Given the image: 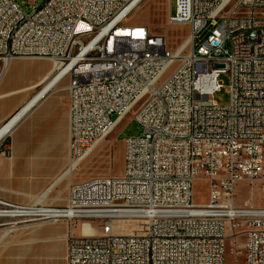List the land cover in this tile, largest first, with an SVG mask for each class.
Here are the masks:
<instances>
[{"label":"built area","instance_id":"2783aa9c","mask_svg":"<svg viewBox=\"0 0 264 264\" xmlns=\"http://www.w3.org/2000/svg\"><path fill=\"white\" fill-rule=\"evenodd\" d=\"M142 1L0 0L3 65L46 60L48 81L68 79L69 165L113 132L125 106H139L142 129L126 140L122 177L71 181L64 207L0 199V227L65 221L66 264H225L228 241L244 264H264V206L235 203L239 184L264 186V0H175L167 21L189 27L193 63L168 77L178 54L127 23ZM209 16L223 29L202 41ZM223 74L227 106L214 101ZM154 76L164 90L150 88ZM197 180L208 184L204 204L194 203ZM93 221L98 235H73Z\"/></svg>","mask_w":264,"mask_h":264},{"label":"rangeland","instance_id":"374dc122","mask_svg":"<svg viewBox=\"0 0 264 264\" xmlns=\"http://www.w3.org/2000/svg\"><path fill=\"white\" fill-rule=\"evenodd\" d=\"M175 8V0H145L127 20L128 24L145 26L152 34L158 35L165 40L166 49L175 53L190 35V29L187 25H169L168 16L170 10L173 12ZM211 29H206L201 35L202 41L210 34ZM188 50V49H186ZM19 60V59H18ZM32 61L41 62L35 66L48 67L50 62L46 60L30 59ZM30 64V63H28ZM177 61L167 74L168 77L177 67ZM3 63L0 61V72ZM31 67V66H28ZM217 69H224V66H217ZM9 72L5 75L7 76ZM222 84L221 91L218 92L214 101L220 106H227L230 102L229 94V76L223 74L220 77ZM68 84V79L63 81V85ZM133 114L122 119L112 134L105 140L99 142L94 148H91L81 165L72 173L71 178L66 177L57 184L46 196V200L42 205L55 206L67 196L69 184L72 182H82L92 178H120L125 171V143L127 138L140 135L142 129L138 122L134 120ZM65 171V170H64ZM63 171V172H64ZM25 170H22L24 173ZM62 172V173H63ZM61 173V174H62ZM60 174V175H61ZM58 178V177H57ZM56 178V179H57ZM55 179V180H56ZM22 180L26 178L23 176ZM52 185V184H51ZM50 185V186H51ZM49 185H3L0 186V198L15 204H33L39 198ZM208 199V184L202 180H197L194 186V203L204 204ZM252 199L257 207L264 206V186L255 185L253 188L247 183H241L235 191V203L243 205L246 201ZM53 225L57 227V233L67 234L68 225L61 220L49 224H27L16 227H0V240L3 245L0 246V253L3 254L2 262L5 264H23L25 262V254L29 252V260L33 264H66L65 254L59 251L55 245L53 253L47 251L45 235L38 228L43 225ZM82 226V227H81ZM81 227V228H80ZM100 223L93 221L89 224L77 223L73 228V235L79 236H96L99 234ZM7 231V232H6ZM67 237V236H66ZM0 241V243H1ZM231 241L226 244L225 264H244V254L242 249L236 250ZM10 252H14L11 256ZM24 257V261L21 259Z\"/></svg>","mask_w":264,"mask_h":264},{"label":"crops","instance_id":"0c3cea01","mask_svg":"<svg viewBox=\"0 0 264 264\" xmlns=\"http://www.w3.org/2000/svg\"><path fill=\"white\" fill-rule=\"evenodd\" d=\"M40 63L32 60H12L1 67L0 130L12 118L21 116L6 135L11 155L9 157L0 155V186L52 184L37 198L36 201L42 204L45 201H52L46 200L47 194L62 180L71 176L63 178L69 168L68 84L63 85L62 81L54 83L52 87L49 86L50 80L47 79L51 75L52 66H35ZM8 72L9 74L5 76ZM28 106L30 107L25 113L24 109ZM22 170L25 172L22 173ZM23 176L26 178L25 181L22 180ZM66 197L60 201H53L60 204L50 207H64ZM38 228L45 235L48 252L53 253L57 248L66 255L67 234L60 235L56 232L58 228L51 224ZM28 253L25 254L23 264H33ZM3 254L0 253V264L6 263L1 260ZM10 255L13 256L14 252H10ZM21 259L24 261V257Z\"/></svg>","mask_w":264,"mask_h":264},{"label":"bare ground","instance_id":"6f19581e","mask_svg":"<svg viewBox=\"0 0 264 264\" xmlns=\"http://www.w3.org/2000/svg\"><path fill=\"white\" fill-rule=\"evenodd\" d=\"M143 0L141 4L144 2ZM246 0H228V3L232 7H243L245 4ZM140 4V5H141ZM139 5V6H140ZM138 6V7H139ZM259 21L261 23H264V9L259 12ZM207 25H209V28L211 29V32H220L221 29H223V19H221L218 16H209L207 17ZM188 49V50H186ZM174 54H178V61L180 64H192L193 63V56H192V48H191V37L189 35L188 39L184 42V44L175 51ZM7 63V62H6ZM5 63V64H6ZM5 66V65H4ZM2 72H0L1 74ZM2 78V77H1ZM1 80V79H0ZM60 76L58 77H52L49 81V86L52 87L54 86L57 82H59ZM55 83V84H54ZM150 88L152 90H164L165 88V81H164V76H154L153 79L150 81ZM32 106V104H30ZM28 106L25 110H28L30 107ZM137 109V112L133 115L134 120L138 122L140 119V112H139V106H125L124 112H123V119L130 115L133 114V111ZM23 111V110H22ZM21 113V111L19 112ZM18 113V114H19ZM24 113V114H25ZM21 115L17 116L15 119L12 118L1 130H0V141L6 137L8 131L13 127V125L18 121ZM112 134V133H111ZM110 134V135H111ZM109 135V136H110ZM108 136H104L100 139V142L105 140ZM99 143V142H98ZM98 143H95L92 148H94ZM77 166L74 165H69V168L67 172L63 175V178L66 176H71V174L77 169ZM62 179V178H61ZM34 204H39L42 205L40 202H35ZM44 206V205H42ZM38 215H47V207H38ZM43 224H49V223H43ZM7 232V231H6ZM1 241V240H0Z\"/></svg>","mask_w":264,"mask_h":264},{"label":"water","instance_id":"95a60500","mask_svg":"<svg viewBox=\"0 0 264 264\" xmlns=\"http://www.w3.org/2000/svg\"><path fill=\"white\" fill-rule=\"evenodd\" d=\"M37 101H38V100H37ZM37 101H36V102H37ZM36 102H35V103H36ZM32 107H33V106H32ZM32 107H31V108H32ZM31 108H30V109H31Z\"/></svg>","mask_w":264,"mask_h":264}]
</instances>
